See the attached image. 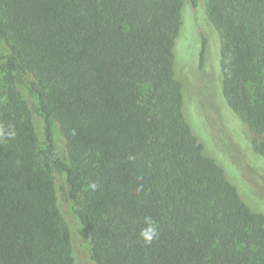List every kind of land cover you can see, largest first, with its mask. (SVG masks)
I'll return each mask as SVG.
<instances>
[{
	"label": "trees",
	"instance_id": "1",
	"mask_svg": "<svg viewBox=\"0 0 264 264\" xmlns=\"http://www.w3.org/2000/svg\"><path fill=\"white\" fill-rule=\"evenodd\" d=\"M182 8L0 0V264H76L54 169L65 173L94 264H264V214L183 114L172 50ZM204 14L220 37L218 91L240 125L233 133L250 130L243 140L264 158V0H206ZM34 109L57 121L70 163L48 129L39 148Z\"/></svg>",
	"mask_w": 264,
	"mask_h": 264
},
{
	"label": "rangeland",
	"instance_id": "2",
	"mask_svg": "<svg viewBox=\"0 0 264 264\" xmlns=\"http://www.w3.org/2000/svg\"><path fill=\"white\" fill-rule=\"evenodd\" d=\"M183 1L185 9H181L182 22L172 50L174 75L182 84L184 117L193 133L204 143L206 153L218 158L219 165L228 180L237 187L242 200L252 210L264 214V158L243 140L245 137H254L250 130H244L245 137L242 140L233 133V125L237 130H240V125L218 91L219 34L203 18L206 0H196V6L192 4V0ZM202 49L204 53L201 61ZM7 52L6 45L0 41V55ZM30 79L29 75L23 74L20 89L29 103H35L34 94L30 90ZM33 119L39 148H46V134L49 130L53 148L64 162L70 163L57 121L53 118L46 121L35 109ZM53 176L59 209L72 233L76 264H94L89 257L87 236L68 195L69 185L65 173L54 169Z\"/></svg>",
	"mask_w": 264,
	"mask_h": 264
},
{
	"label": "clouds",
	"instance_id": "3",
	"mask_svg": "<svg viewBox=\"0 0 264 264\" xmlns=\"http://www.w3.org/2000/svg\"><path fill=\"white\" fill-rule=\"evenodd\" d=\"M155 231H156L155 227L150 226V227H148L147 229H145V230L142 232V235H144L145 238H146L147 240L150 241L151 238H152V235L155 234Z\"/></svg>",
	"mask_w": 264,
	"mask_h": 264
}]
</instances>
